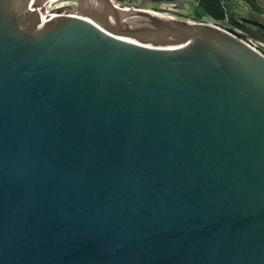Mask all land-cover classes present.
<instances>
[{
  "label": "water",
  "instance_id": "water-1",
  "mask_svg": "<svg viewBox=\"0 0 264 264\" xmlns=\"http://www.w3.org/2000/svg\"><path fill=\"white\" fill-rule=\"evenodd\" d=\"M75 1L0 0V264H264V24Z\"/></svg>",
  "mask_w": 264,
  "mask_h": 264
},
{
  "label": "flooded vegetation",
  "instance_id": "flooded-vegetation-1",
  "mask_svg": "<svg viewBox=\"0 0 264 264\" xmlns=\"http://www.w3.org/2000/svg\"><path fill=\"white\" fill-rule=\"evenodd\" d=\"M109 1L116 3L119 6H123L126 4H134L135 7L141 8V9H150V8H144V6L146 4L158 5L157 7L154 6V8H152L154 10L162 8V6L165 5V4L150 3L147 0H109ZM214 2H216L220 8L224 9L226 16L233 17L234 20H241L242 17H245V18L257 19L258 22L264 24V20H261V19L257 18L256 16L241 15L239 12L240 11L239 4L235 3L234 0H214ZM140 3H145V5H141ZM168 5H170V7L172 8L171 11L174 13H177V14H181L180 9H181V7H184V5H186L188 7V9L193 11V13L201 12V11H202V13H204L203 10L201 9V7L197 5L195 0H175L174 3L168 4ZM203 17L204 18H200L198 20L206 21L208 23H215V21H213L210 18H208L209 19L208 21L205 20V18H207V17H205V14H203ZM189 18H191V17H189ZM191 19H195V17L193 16V18H191ZM217 23H219L223 26H227V27L239 32V33H242L241 31H238V29L236 28V24H233V22H231L230 20L220 21ZM246 26L258 29L257 25L246 23ZM262 33L264 34V30H262Z\"/></svg>",
  "mask_w": 264,
  "mask_h": 264
},
{
  "label": "built area",
  "instance_id": "built-area-1",
  "mask_svg": "<svg viewBox=\"0 0 264 264\" xmlns=\"http://www.w3.org/2000/svg\"><path fill=\"white\" fill-rule=\"evenodd\" d=\"M73 3H76L75 0H47V2L45 3L46 6H47V9L54 15H56V11H58L59 9L61 8H65ZM113 3V2H112ZM115 6H119L118 4L116 3H113ZM162 9H164L165 11H156L154 9H144V10H147V11H150L152 13H156V14H159V15H164V14H168L174 18H177L179 19V15L172 12V8L170 6H168V4H165L162 6ZM188 20H191V21H194V22H205V21H202V20H198V19H191L189 18ZM248 42H250V44L254 47V48H257V49H260V46H263V43L255 40V39H252L250 37H248Z\"/></svg>",
  "mask_w": 264,
  "mask_h": 264
},
{
  "label": "rangeland",
  "instance_id": "rangeland-1",
  "mask_svg": "<svg viewBox=\"0 0 264 264\" xmlns=\"http://www.w3.org/2000/svg\"><path fill=\"white\" fill-rule=\"evenodd\" d=\"M235 3L239 4L240 7V14L241 15H253L256 16L257 18L264 20V0H257V4L255 5L256 9L258 12H254L252 10L251 6H248L246 3L242 2L241 0H235ZM154 6H158V5H152V4H146L144 6V8H154ZM170 6V5H168ZM181 15H183L185 18L189 19V17L193 18L194 13L193 11H191L190 9H188V7L186 5H184V7H181L180 9ZM204 18V17H202ZM205 20H209L208 18H205Z\"/></svg>",
  "mask_w": 264,
  "mask_h": 264
},
{
  "label": "trees",
  "instance_id": "trees-1",
  "mask_svg": "<svg viewBox=\"0 0 264 264\" xmlns=\"http://www.w3.org/2000/svg\"><path fill=\"white\" fill-rule=\"evenodd\" d=\"M235 1V0H234ZM242 2L246 3L248 6H251L252 7V10L254 12H258L255 5L257 4V0H241ZM203 14L202 11L201 12H195L194 13V17L195 19H200L203 17Z\"/></svg>",
  "mask_w": 264,
  "mask_h": 264
},
{
  "label": "bare ground",
  "instance_id": "bare-ground-1",
  "mask_svg": "<svg viewBox=\"0 0 264 264\" xmlns=\"http://www.w3.org/2000/svg\"><path fill=\"white\" fill-rule=\"evenodd\" d=\"M221 31H224V32H227L228 33V31L227 30H224L223 28H219Z\"/></svg>",
  "mask_w": 264,
  "mask_h": 264
}]
</instances>
